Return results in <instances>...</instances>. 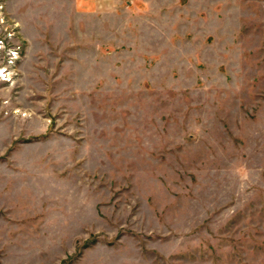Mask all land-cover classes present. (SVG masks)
<instances>
[{
	"label": "rangeland",
	"instance_id": "obj_1",
	"mask_svg": "<svg viewBox=\"0 0 264 264\" xmlns=\"http://www.w3.org/2000/svg\"><path fill=\"white\" fill-rule=\"evenodd\" d=\"M3 1L0 264H264V0L78 39L58 14L26 39Z\"/></svg>",
	"mask_w": 264,
	"mask_h": 264
},
{
	"label": "crops",
	"instance_id": "obj_2",
	"mask_svg": "<svg viewBox=\"0 0 264 264\" xmlns=\"http://www.w3.org/2000/svg\"><path fill=\"white\" fill-rule=\"evenodd\" d=\"M6 4L8 12L19 22L24 36L27 28L36 31L37 37H41V30H50L51 26L57 23L52 18L58 14L63 16L62 20L68 19V28L73 30L77 39L83 29L91 31L92 23H104L107 18L122 9L143 12L145 18L142 23L149 27L155 24L168 25L173 20H180L182 23L183 14L179 12L175 15L176 18H173L172 9L184 6L183 0H6ZM46 17H51L50 21L53 22L48 23L50 25L46 24ZM41 22L46 27L40 26ZM25 37L28 39L27 35Z\"/></svg>",
	"mask_w": 264,
	"mask_h": 264
},
{
	"label": "built area",
	"instance_id": "obj_3",
	"mask_svg": "<svg viewBox=\"0 0 264 264\" xmlns=\"http://www.w3.org/2000/svg\"><path fill=\"white\" fill-rule=\"evenodd\" d=\"M5 2L0 0V81L11 80L12 68L19 57L18 49L10 46L17 25L6 13Z\"/></svg>",
	"mask_w": 264,
	"mask_h": 264
}]
</instances>
